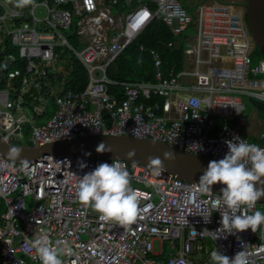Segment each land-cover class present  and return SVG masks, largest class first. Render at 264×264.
I'll return each instance as SVG.
<instances>
[{"label":"built area","instance_id":"1","mask_svg":"<svg viewBox=\"0 0 264 264\" xmlns=\"http://www.w3.org/2000/svg\"><path fill=\"white\" fill-rule=\"evenodd\" d=\"M226 1L35 0L34 6L21 9L0 0V135L20 144L29 125V141L39 146L127 134L218 159L229 151L226 141L236 137L264 148V129L259 142L242 130L249 122L245 102L264 103V59L252 65L255 42L245 5ZM38 7L45 9L44 16L36 14ZM156 17L179 37L177 47L183 43L182 63L165 67L161 53L151 49L154 80L117 82L124 88V97L118 98L109 90L115 82L107 68ZM74 35L78 46L70 41ZM7 40L17 52L6 50ZM174 45L170 40L168 46ZM59 48H68L86 67L89 82L82 92H63L68 72ZM61 73L55 89L47 80ZM44 84L54 88L49 95H54L56 109L39 123L36 115L44 113L49 100ZM33 89L39 102L32 105L35 112L19 93ZM103 162L120 163L130 186L142 193L138 217L127 227L101 220L78 199L81 176ZM81 163L87 166L81 168ZM0 199L6 207L0 214V264H42L31 248L42 233L53 244L67 242L71 253L60 256L63 264H172L180 258L188 264H213V250L234 257L243 245L249 264H264V224L256 232H223L221 211L229 210L222 193L202 191L138 162L83 154L15 163L0 152ZM262 205L241 206L236 214H252ZM169 246L172 251L165 257Z\"/></svg>","mask_w":264,"mask_h":264},{"label":"clouds","instance_id":"2","mask_svg":"<svg viewBox=\"0 0 264 264\" xmlns=\"http://www.w3.org/2000/svg\"><path fill=\"white\" fill-rule=\"evenodd\" d=\"M14 5L22 9L30 5L34 6L35 0H14ZM192 103L198 105L199 102L194 99ZM237 138L234 139L236 142L226 141L229 151L222 159L210 161L198 182L200 190L205 192L217 182L226 185L221 191L223 204L229 211H221L219 230L228 234H235L249 228L256 232L264 224V212L259 210L252 214H236L241 206L253 209L257 201L264 197V179H262L264 178V148ZM105 146L106 143L101 142L97 151H110V148ZM20 151L19 148L12 146L8 155L15 159L19 157ZM174 158L175 153L164 152V159ZM148 160L157 171L163 169L164 161L160 157L149 156ZM79 166L83 168L87 165L81 163ZM257 182L261 187H257ZM77 196L80 202L98 212L101 220L114 221L122 227H127L138 217L142 193L130 186L129 173L120 163L103 162L99 163L94 170L81 176ZM31 248L36 251L42 264H63L60 256L71 253V248L66 241H57L53 244L46 233L37 236ZM242 248L243 250L237 252L234 257H229L217 249L213 250L210 253V259L213 264H249L246 245ZM172 264H188V261L180 258Z\"/></svg>","mask_w":264,"mask_h":264},{"label":"water","instance_id":"3","mask_svg":"<svg viewBox=\"0 0 264 264\" xmlns=\"http://www.w3.org/2000/svg\"><path fill=\"white\" fill-rule=\"evenodd\" d=\"M245 13L255 45L264 54V0H246ZM101 142H105V147L110 148V151L98 152L97 147ZM12 146L21 150L19 157L15 159L8 155ZM166 151L175 153V158L172 160L164 159V152ZM0 152L15 163H26L47 155L79 156L84 154L90 157L120 158L128 163L138 162L152 168L154 167L149 164L148 157H160L164 161L162 170L197 185L209 162L220 160L209 155L187 151L153 138H140L127 134L84 136L70 140H56L39 146L9 143L0 135ZM130 153L132 154L130 155ZM248 167L251 166L248 165ZM211 187L214 191L222 193L221 190L226 185L217 182ZM257 187H261L259 182H257ZM257 202L264 204V197H261ZM171 251L172 248L169 246L165 257Z\"/></svg>","mask_w":264,"mask_h":264},{"label":"trees","instance_id":"4","mask_svg":"<svg viewBox=\"0 0 264 264\" xmlns=\"http://www.w3.org/2000/svg\"><path fill=\"white\" fill-rule=\"evenodd\" d=\"M9 1V0H7ZM227 2L226 0H222ZM14 5V0L11 2ZM170 40L175 42L173 47L168 46ZM70 41L78 46L79 39L76 35L70 37ZM179 43V37L174 36L172 31L168 26L163 22L161 17H156L151 24L143 31V33L132 42L117 58L114 60L107 68V76L110 80L115 83H109L108 87L112 94L116 95L118 98L124 97V88L117 82H134V81H153L155 66L154 60L150 53L151 49H155L161 53L164 66L169 67L171 65L179 63L181 65L183 59V43L177 47ZM7 51L17 52L15 46L11 45L10 40H7L5 43ZM141 45L145 46V49L142 50ZM60 62L64 63V66L69 69L68 74L66 75L65 85L63 92L67 91H76L82 92L88 82L89 76L86 67L84 64L72 53L68 48H59L58 49ZM20 66H24L22 61H19ZM62 73L57 76H52L49 79L51 85L54 81L60 80ZM19 83V81H16ZM43 91L48 93L49 100L47 102L46 108L42 115H36L35 118L37 121L40 119H48L52 117L55 112V100L54 95H49L51 88L49 84L43 85ZM25 98L29 109L33 112L34 108L32 105L39 104L38 100L35 99L37 91L33 89L32 91L19 92ZM17 94V92L15 93ZM15 98V96H13ZM162 100V99H161ZM261 110L264 111V103L259 102ZM222 123V119H218V125ZM30 126L25 127V138L20 144H24L26 141L27 144L31 145L29 141L30 136ZM33 204L29 202V206ZM6 209L4 200L0 199V214Z\"/></svg>","mask_w":264,"mask_h":264},{"label":"crops","instance_id":"5","mask_svg":"<svg viewBox=\"0 0 264 264\" xmlns=\"http://www.w3.org/2000/svg\"><path fill=\"white\" fill-rule=\"evenodd\" d=\"M196 3H198V2H196ZM67 72H69V69ZM244 111H245L244 113L246 114V116H248L250 119L249 122L247 121V123L245 124L247 127L245 128L244 131L246 134H251L249 136V138L252 141L259 142L260 141L259 140V132L262 129H264V111L261 110L259 101L258 100H252V101L247 100L245 102V105H244ZM247 113H249V115Z\"/></svg>","mask_w":264,"mask_h":264},{"label":"rangeland","instance_id":"6","mask_svg":"<svg viewBox=\"0 0 264 264\" xmlns=\"http://www.w3.org/2000/svg\"><path fill=\"white\" fill-rule=\"evenodd\" d=\"M201 1H203V0H193L192 3L195 4L196 2H201ZM229 1L235 2L238 7H242L243 5H245V0H229ZM185 6L188 9H190V4L188 2L185 3ZM45 13H46V11L42 7H38L36 9V14L38 16H44ZM251 58H252V65L258 64V63H260V60L264 59V54L256 47V45L254 46V52L252 53ZM66 71H68L67 68H66ZM62 75H64V74H62ZM58 81L56 80L53 82L55 89H57V87H58V83H59ZM47 82H49V79L47 80ZM54 88H52L51 91L54 92ZM247 114L249 115V113H247ZM44 120H46V118L40 119V120H38V122L41 123ZM246 127H247L246 125H243L242 130L244 131ZM244 133H245V131H244ZM246 135L249 137L251 134H246ZM24 144H27V142L25 141ZM260 211L264 212V204L260 207ZM159 244L160 243L158 241L155 242L156 251H159Z\"/></svg>","mask_w":264,"mask_h":264}]
</instances>
